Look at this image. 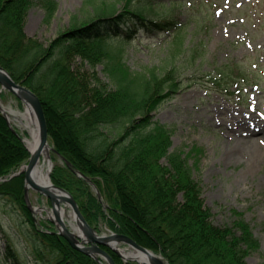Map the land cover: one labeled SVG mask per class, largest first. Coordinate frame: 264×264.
Masks as SVG:
<instances>
[{"label": "trees", "instance_id": "16d2710c", "mask_svg": "<svg viewBox=\"0 0 264 264\" xmlns=\"http://www.w3.org/2000/svg\"><path fill=\"white\" fill-rule=\"evenodd\" d=\"M33 1L0 0V67L38 96L49 142L71 165L54 166L52 183L74 197L91 227L97 230L103 222L169 264H248L247 256L259 248L249 224L241 219L232 226L213 224L189 157L170 152L171 130L152 121L184 86L187 67L176 60L184 49L183 23L172 10L155 11L163 3L151 0H84L91 15L74 17L66 31L44 45L24 32ZM48 4L53 11L55 3ZM137 33L171 34L167 51L173 65L132 71L124 46ZM189 63L193 66L194 59ZM232 82L240 80L229 65L216 68L204 85L223 92ZM193 83L188 80L187 87ZM29 157L0 113V199L16 205L30 225L34 257L43 264H99L73 249L49 222L35 221L24 198V175L9 178ZM105 250L115 264H137ZM7 255L23 264L10 245Z\"/></svg>", "mask_w": 264, "mask_h": 264}, {"label": "rangeland", "instance_id": "374dc122", "mask_svg": "<svg viewBox=\"0 0 264 264\" xmlns=\"http://www.w3.org/2000/svg\"><path fill=\"white\" fill-rule=\"evenodd\" d=\"M51 1L55 3L53 11L48 4ZM83 2L34 0L27 11L25 34L48 45L69 28L74 17L84 20L91 15L90 8L83 9ZM151 2L163 3L155 5L154 10H172V15L183 23L184 49L176 60L177 64L184 62L183 67H187L182 72L184 86L152 114V121L171 130L170 152L178 151L189 157L213 224L232 226L239 219L249 224L259 248L251 252L246 261L264 264V0H180L175 6L170 5L169 0ZM171 37V34H154L150 38L137 33L124 46L126 65L139 72L168 69L174 63L167 51ZM192 59L193 66L189 63ZM229 65L233 66L240 82H232L223 92L205 87L216 68ZM96 73L104 78L100 65ZM188 80L194 82L191 87H187ZM25 110L26 106L13 94L7 90L0 92V113L15 131L12 132L24 140L30 138L26 125L33 126L22 119ZM253 128L258 129L257 132L248 134ZM49 145L53 147L50 142ZM49 158L51 172L54 166L63 164L51 151ZM40 162L46 171L48 164L43 157ZM28 198L35 221L49 222L57 233L56 220L48 216L52 212L49 199L33 190H29ZM60 206L65 208L64 220L71 228L70 221L76 224L70 218L72 210L65 203ZM43 208L42 213L37 212ZM30 231L17 206L1 198L0 264H14L7 255L8 245L16 250L23 264H43L33 255L27 239ZM96 232L111 233L103 222L97 225ZM44 256L47 258V253Z\"/></svg>", "mask_w": 264, "mask_h": 264}, {"label": "water", "instance_id": "95a60500", "mask_svg": "<svg viewBox=\"0 0 264 264\" xmlns=\"http://www.w3.org/2000/svg\"><path fill=\"white\" fill-rule=\"evenodd\" d=\"M0 87H1L0 92L2 90H7L15 97H17L26 107H28L32 115L34 116V120H36L37 130L39 134V146L34 153H30V157L27 160V163L24 166H22L19 169V171L9 176L10 178H13L21 174H24V181H25L24 197L26 203L28 204L29 209L31 210L30 201L28 198L29 190H33L48 198L50 201L51 210L55 214V219L57 222L55 225L58 231V235L62 236L73 249L92 257L99 264H115L114 260L109 255V253L104 249V247L113 250L125 261H135L138 264H169L162 258L161 255L155 254L153 251L138 245L128 236L122 234H115V233H110L109 235L98 234L96 230H94L87 223L86 219L80 212V209L74 197L65 189L58 187L52 183L50 179V172H51L50 169L52 168V164L49 157H48V163H49L48 166L50 165L48 167L49 183L54 190L62 194L60 196H55L54 194H52V192L49 189L34 182L30 178L31 172L39 164L41 157H43L42 152L46 146H49L51 152L57 155L68 166L71 165L63 156H61L53 147L49 145L46 119L41 101L38 98V96L30 89L22 85L21 83L15 82L8 74V72L2 67H0ZM12 131L15 133L13 129ZM21 140L25 142L24 139ZM78 175L82 176L80 173ZM0 181H4V180H0ZM97 195L98 197L100 196L98 192ZM60 203H65L70 207L73 215L76 218V220L74 221L77 224L79 231H76L73 227L71 228L67 227L66 224L59 218L56 212V206L60 208L61 207ZM122 244L125 245L127 248H130L132 251L126 252L124 249H121L119 246ZM134 255H138V256L141 255L145 257L146 261L141 262L138 259H136V256L134 257Z\"/></svg>", "mask_w": 264, "mask_h": 264}, {"label": "bare ground", "instance_id": "6f19581e", "mask_svg": "<svg viewBox=\"0 0 264 264\" xmlns=\"http://www.w3.org/2000/svg\"><path fill=\"white\" fill-rule=\"evenodd\" d=\"M8 110H9L10 113L16 114V112L13 111L12 109H8ZM21 116H22V119H25V120L29 121L33 125V126H31L29 124L26 125L28 127V129H29L30 138L25 139V145H26V147H27V149H28V151L30 153H34L37 150L38 146H39V134H38V130H37L36 120H34V116L32 115V113H31V111L29 110L28 107H26L25 112ZM237 124H239V122ZM243 124H245V123H241V125H243ZM256 130H258V129L253 128L252 130H248L247 133L248 134H252L253 132H257ZM50 151H51L50 147L46 146L44 148L43 152H42V155L44 157V161L47 162V164H49L48 163V157H49ZM49 166H46L47 170L45 171L43 164L41 162H39V164L31 172L30 178L34 182H36V183L40 184L41 186H44L45 188L49 189L52 192V194H54L55 196H60L62 193L54 190L51 187L50 183H49V180H48V167ZM43 210H44V208L37 210V212L38 213H42ZM56 212H57L59 218L65 223L64 218L67 215L65 208L64 207L58 208L56 206ZM48 216H49V218L56 220L54 212L50 211ZM70 216H71L70 217L71 219L76 220V218H75V216L73 214H71ZM68 218H69V215H68ZM70 223H71V226L76 231H79L77 224L74 225L72 223V221H70ZM133 254H135V253H133ZM135 256H136V259H138L141 262L142 261H146L145 257H143L141 255H139V256L138 255H134V257Z\"/></svg>", "mask_w": 264, "mask_h": 264}]
</instances>
